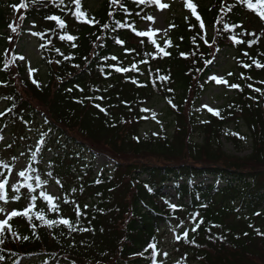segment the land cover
Wrapping results in <instances>:
<instances>
[{"label":"trees","instance_id":"obj_1","mask_svg":"<svg viewBox=\"0 0 264 264\" xmlns=\"http://www.w3.org/2000/svg\"><path fill=\"white\" fill-rule=\"evenodd\" d=\"M81 4L93 24L76 19L70 0L62 4L60 0H12L8 7L0 6V164L8 165L0 167V180L7 179L17 155L26 150L20 144L25 128L36 126L28 136L31 145H26L32 157L28 175L47 183L60 181L55 202L61 210L50 212L47 202L38 198L33 211H44L47 219L69 218L77 227L75 232L63 225L50 229L31 213V222L25 216L14 217L9 221L11 231L6 228L0 235V264H153L150 245L156 246L158 232L188 218L183 229L188 236L182 233L180 238L198 264H264V95L253 90L264 92V68L253 64V60L264 63V21L242 0H202L195 4L205 28L200 29L190 11L183 18H172L168 36L156 39L170 53L164 56L146 37L135 34L147 21L142 17L152 15L154 5L136 6L132 0L115 5L110 0H81ZM17 10L20 24L32 27L35 23L32 28L39 33L33 38L43 71L29 79L15 52L10 54L15 73L6 62V36L12 27L9 15ZM49 15L60 16L67 27L61 30L55 21L45 19ZM117 21L126 27L120 28ZM62 35L77 39L61 40ZM234 37L242 43L236 44ZM116 39L123 44L115 43ZM229 52L235 56V68L228 84L242 90L228 86L231 95L218 108L220 115L210 116L199 127L194 122L188 126L180 107L188 97L205 92L201 81L215 66L207 61ZM70 56L75 58H65ZM109 65L130 71L117 73ZM133 79L138 83L133 84ZM154 99L171 107L178 137L179 126L182 134L187 126L218 142L224 129L242 125L251 142L250 155L228 159L204 150L185 156L181 145L176 147L165 138L160 142L151 136L142 139L139 129L145 114L141 109ZM97 104L109 114L100 112ZM85 143L103 147L115 158L111 176L94 172L95 154ZM125 154L141 157L118 159ZM28 182L35 187V179ZM25 183L22 178L17 184L21 197L15 201L16 193L7 187L9 202L0 201L4 209L0 219L32 203L25 198ZM42 189L33 194L39 197ZM169 203L178 209L173 211ZM201 218L203 223L193 232Z\"/></svg>","mask_w":264,"mask_h":264},{"label":"rangeland","instance_id":"obj_2","mask_svg":"<svg viewBox=\"0 0 264 264\" xmlns=\"http://www.w3.org/2000/svg\"><path fill=\"white\" fill-rule=\"evenodd\" d=\"M12 0H0V6L8 7V3ZM162 3H167L168 8L158 9L154 5V10L152 15L154 17V22L147 20L140 26L141 31H150L153 39H164L168 36V25L172 18H183L187 15L189 10L185 7L184 0H161ZM193 3H202V0H192ZM9 19L12 20V27L8 31L6 36V48L5 55L7 57L6 62L12 73H15V68L10 62L12 59L11 53H16V59L24 67V77L31 78L33 74L43 71L42 66L39 64V50L38 46L31 34L34 29L30 26H22L20 24V10H17L14 15H9ZM16 31L13 32L12 28ZM21 29L22 32H19ZM158 30V31H156ZM9 37L11 41H9ZM148 39V36H145ZM149 40V39H148ZM2 49V44L0 42V51ZM23 57L24 59H20ZM211 61L215 64L213 68L212 75H217L223 77L228 81V73H233L235 68V56L233 53H219L215 55ZM216 64L218 66H216ZM206 80L201 81V84L206 86L204 93L196 95V98L188 97L185 104L182 105V119L184 122L191 126V123H196V127H199L203 123H207L210 116H213L208 108L218 110L222 105L224 99L231 95V90L225 85H216L214 81H209V77ZM205 105L207 107H205ZM145 109L150 111L144 112L145 116L143 119V124L139 129V135L142 139H146L151 136L154 142H160L161 139H166L168 143H172L176 147H183L184 149L181 154L185 156L199 155L202 151L207 150L213 152L220 157H226L230 159H242L247 158L251 153V142L247 137L246 130L240 124L239 127L229 126V128L224 129L220 136L217 138H211L210 135L203 134L201 132L193 133L192 130L185 126V133L182 134L181 127L179 126L180 135L177 136L176 121L173 120V111L171 107L164 101L154 99L145 105ZM172 114V115H171ZM154 117V118H153ZM159 121V123H157ZM206 121V122H205ZM36 126H31V128H25L23 139H20V144L25 147V151L17 155L12 170L7 175L8 186L11 187L13 183L19 184L23 177H20L18 173L20 171L26 172L28 174L31 170V159L30 148L27 150L28 146L32 143L31 134H33ZM157 133L158 135H153ZM236 133L238 135H233ZM240 137H243L241 139ZM87 147L94 151V172L101 174L106 173V175H112V168L116 162L115 158L111 156L103 147H93L89 143H85ZM216 147V148H215ZM121 161H132L140 158L141 156H131L130 154H125L118 156ZM190 158V157H188ZM183 161V160H180ZM43 191L51 194L55 197L59 195V188L56 183H47ZM190 222L188 218L183 223H176L171 227L162 229L158 232L156 237L154 253V263L156 264H198L195 257L188 251V246L185 244L184 240L180 238L182 233H184L185 227ZM167 253V256L164 254ZM189 253V254H188Z\"/></svg>","mask_w":264,"mask_h":264},{"label":"snow or ice","instance_id":"obj_3","mask_svg":"<svg viewBox=\"0 0 264 264\" xmlns=\"http://www.w3.org/2000/svg\"><path fill=\"white\" fill-rule=\"evenodd\" d=\"M71 3L75 4V12H74V16L76 17V19L82 23L85 24H93V20H89L86 18V13L84 11L81 10L82 4H81V0H70ZM110 2L112 4H118L119 0H110ZM243 3H245L247 5V7L256 12V14L260 17V19L262 21H264V0H256V3H253V0H242ZM53 3H55V0H53ZM60 3H64V0H60ZM132 3H134L136 6H140V5H156L158 7V9H165L168 8L169 5L167 3H162L161 0H132ZM184 4L185 7L190 11L191 15L195 17V19L197 21H199V27L200 29H204L205 28V23L203 22L201 16L197 13V5L195 3L192 2V0H184ZM23 7H27V5H22ZM59 6V5H57ZM123 10L125 12L128 11V9L126 7H124L122 4L120 5ZM63 11V9H61ZM131 14V13H129ZM109 15H112V13H109ZM137 15H139V13H137ZM146 18L149 21H153L154 22V17L151 15H147L146 17H142ZM21 19H23V17H21ZM46 20L49 21H55L56 25L59 26V28L61 30L65 29L67 27V25L65 24V21L63 19L60 18V16L58 15H49L47 17H45ZM187 19V17H186ZM95 23H99V21H95ZM117 24L120 28H124L126 27L125 24H120L119 21H117ZM36 25L35 23L32 24V27L34 28ZM11 27V26H10ZM105 28L108 27V25H104ZM225 27L227 28V25H225ZM12 31L15 32L16 29L13 27ZM158 31V30H156ZM32 35H39V33L36 32H32ZM136 36L138 37H145L148 36L149 41L151 42L152 45L156 46V52L157 53H163L164 56H168L170 55V53L165 52L163 48L159 47V45L157 44V41L155 39L152 38L151 32L150 31H136L135 32ZM251 35H255V33H251ZM61 40H68V41H73L75 39H77L76 37L72 36V35H62ZM201 39H203V37H201ZM235 40L236 44H240L242 43V41L235 39V37L233 38ZM259 38H257L256 40H252L251 43L249 44V47H251L252 44L257 43V40ZM9 41H11V38L9 37ZM207 44V40L204 41ZM115 43L117 44H123V41L121 39H116ZM141 43H144V41H141ZM169 44L171 43L170 41L168 42ZM72 47H76V44H72ZM210 46V45H209ZM127 51V49H125ZM57 51L59 52V49H57ZM218 51V49H217ZM61 55H63V53H61ZM146 55H153L151 52L146 53ZM181 55H185L184 53H181ZM244 56L248 57L249 59H252L251 56H249L248 52H244L243 53ZM66 59H74L75 57H65ZM20 59H24L23 57H20ZM87 59V58H85ZM112 60H116L117 57L112 56L111 57ZM51 62V61H50ZM57 63H59V61H57ZM208 64H211L212 61L209 60L207 61ZM253 64L255 65L256 68L260 69V68H264V63L259 62L258 60H253ZM73 67H79L78 64H73ZM109 67H114L115 72L117 73H126L129 72L130 69L127 67H122V66H114V65H109ZM245 67H251V65H245ZM132 68L135 69L136 65L133 64ZM101 72H103V69H101ZM229 76L232 75V73H228ZM161 80H164L165 77L161 76L160 77ZM209 81H214L216 85H225V86H229L230 88H234V89H240V86L233 83V84H228V81L226 79H224L223 77H219L217 75H212L209 77ZM133 84H137L138 82L133 79L131 81ZM33 83H35L37 85V87H39V82L36 80H33ZM249 87H251V85H249ZM242 90V89H240ZM256 92H260L262 95H264V92L261 91V89L259 88H255L253 89ZM69 91H71V89H69ZM80 91H83V89H80ZM97 91H99V89H97ZM86 99H103V97H86ZM77 103H83L82 100H78ZM122 103H126V102H122ZM169 103L171 104L172 101L169 100ZM95 107H97L99 109L100 112H103L105 115H108L109 113L107 112V109L101 107L100 105H95ZM173 107H175V105L173 104ZM205 107H207L205 105ZM142 112H147L150 111L149 109H145L142 108L141 109ZM208 111L211 112L213 115L219 116L220 112L219 110H214L212 108H208ZM154 118V117H153ZM123 122V121H122ZM206 122V121H205ZM157 123H159V121H157ZM114 126V125H113ZM153 135H158L157 133H153ZM233 135H238L236 133H233ZM241 139H243V137H240ZM138 139L139 138H135ZM41 144H43V141L40 142ZM0 167L3 168H8L7 164H0ZM18 175L20 177H23V179L26 181V183L23 185V187H25L28 192L25 195V198L30 199V201L32 202L28 208H26L24 211H18V210H12L10 212V214H8L6 219H0V235L3 234L4 230L7 228L9 231H11V227L9 225V221L14 218V217H18V216H25L28 217L29 222H31V214H34L36 216V219H38L39 221L42 222L43 225L47 226L48 228H53V227H59L61 225H63L64 227H66L70 232H75L77 231V227H75L73 225V222L71 221V219L69 218H63V217H59L54 218V219H47L46 215L44 213V211H40V212H34L33 209L35 208V201L38 198H42L43 201L47 202V205L49 206V211L53 212V213H57L59 214L60 212V207L59 205L55 202L58 197H54L51 194H48L46 191H41L39 193V197L33 193H36L37 188H44V186L47 184V181H43L41 180V178L39 176H35L32 177L31 175L26 174V172L24 171H20L18 173ZM48 175H51V173L49 172ZM32 179H35V187L33 186L32 183L28 182L31 181ZM57 184H60V181L57 179ZM100 181H97V183H99ZM8 180L7 179H3L0 180V201H3L5 204H7L9 202V197H8V190H7V186H8ZM20 187L19 185H17L16 183H13L11 185V190L12 192L16 193L15 196L12 197V200H19L21 197V192H20ZM62 187V185H61ZM147 187V186H146ZM150 190V189H149ZM73 192H75V189L72 190ZM65 203H68L67 200L64 201ZM166 203H168L166 201ZM85 208H87V205L84 206ZM179 206L175 205V204H170L169 203V208L172 209L173 211H176L178 209ZM206 207V205H205ZM4 209L0 208V212H3ZM77 214H78V219L76 221V224H79V215H80V209L79 206H77L76 208ZM257 215H259L260 213H256ZM199 214L196 213L194 214V216H198ZM203 223V219L201 218L200 223H197L195 225V227L192 229L193 232L196 231V229H198L200 227V224ZM213 227H219V225H212ZM79 231L84 232V231H90V229L88 228H79ZM259 232V230H257ZM185 238H187L188 233H184ZM2 242V241H0ZM150 247H152L153 249H155V245H150ZM165 256H167V253L164 254Z\"/></svg>","mask_w":264,"mask_h":264}]
</instances>
